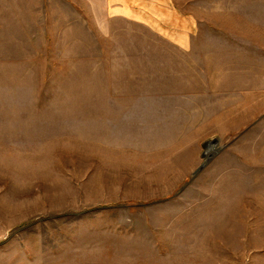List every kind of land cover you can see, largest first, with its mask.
<instances>
[{
  "label": "rangeland",
  "instance_id": "1",
  "mask_svg": "<svg viewBox=\"0 0 264 264\" xmlns=\"http://www.w3.org/2000/svg\"><path fill=\"white\" fill-rule=\"evenodd\" d=\"M172 1L0 0V264H264V41Z\"/></svg>",
  "mask_w": 264,
  "mask_h": 264
},
{
  "label": "crops",
  "instance_id": "2",
  "mask_svg": "<svg viewBox=\"0 0 264 264\" xmlns=\"http://www.w3.org/2000/svg\"><path fill=\"white\" fill-rule=\"evenodd\" d=\"M195 0H173V6L180 9L185 8L180 15L176 17L180 18V35L179 39H185L186 33L190 34L191 38L194 36L197 21L195 5H192ZM209 3V0H205ZM237 2V1H236ZM239 3V4H238ZM237 4L221 5V8H227V10H221L219 21H209L205 19V31L211 35L209 39L220 40H244L251 39L252 41H264V0H240ZM121 4L119 0H103L102 7L106 9L104 15L116 14L113 9ZM220 24V29L213 30L214 25Z\"/></svg>",
  "mask_w": 264,
  "mask_h": 264
},
{
  "label": "water",
  "instance_id": "3",
  "mask_svg": "<svg viewBox=\"0 0 264 264\" xmlns=\"http://www.w3.org/2000/svg\"><path fill=\"white\" fill-rule=\"evenodd\" d=\"M207 161H208V159H206V161L199 166V168L194 172L193 175H196V173H198L200 170H202L204 167V164H206Z\"/></svg>",
  "mask_w": 264,
  "mask_h": 264
}]
</instances>
